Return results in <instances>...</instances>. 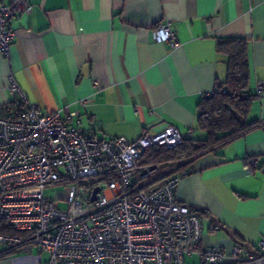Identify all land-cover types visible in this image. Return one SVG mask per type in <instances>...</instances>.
Listing matches in <instances>:
<instances>
[{"label": "crops", "instance_id": "0c3cea01", "mask_svg": "<svg viewBox=\"0 0 264 264\" xmlns=\"http://www.w3.org/2000/svg\"><path fill=\"white\" fill-rule=\"evenodd\" d=\"M23 1L31 10L10 19L14 38L8 55L0 54V109L15 100L13 80L42 112L73 114L68 124L97 139L132 142L167 126L182 139L203 138L198 106L227 76L216 42L246 40L256 97L248 119L262 125L173 176L176 200L205 213L203 246L228 253L239 241L256 256L264 240V96L254 90L264 80V0ZM165 25L174 46L152 39ZM250 159L256 165L247 170ZM213 223L218 229L209 228ZM36 250L17 251L0 264H45L47 255ZM197 260L204 264L197 255L185 264Z\"/></svg>", "mask_w": 264, "mask_h": 264}, {"label": "built area", "instance_id": "2783aa9c", "mask_svg": "<svg viewBox=\"0 0 264 264\" xmlns=\"http://www.w3.org/2000/svg\"><path fill=\"white\" fill-rule=\"evenodd\" d=\"M30 10L23 0H0L3 56L14 38L10 19ZM152 39L175 45L169 25L158 26ZM254 90L264 96V80ZM9 93L15 100L0 109V221L20 236L0 234V246L37 249L45 264H185L191 255L204 264H264V240L256 256L238 244L228 253L203 246L199 209L175 198L179 178L142 164L146 149L182 142L176 128L143 132L132 142L97 139L68 124L73 114L42 112L13 80ZM255 165L250 159L247 170ZM57 186L65 187L64 197L47 192Z\"/></svg>", "mask_w": 264, "mask_h": 264}, {"label": "trees", "instance_id": "16d2710c", "mask_svg": "<svg viewBox=\"0 0 264 264\" xmlns=\"http://www.w3.org/2000/svg\"><path fill=\"white\" fill-rule=\"evenodd\" d=\"M216 50L227 58V76L224 82L216 84L212 94L203 99L198 106L196 129L203 132L204 137L182 139V142L172 149L159 146L150 147L142 155L143 165H160L164 170L165 165L176 164L175 169L166 175L173 176L175 173L185 171V168L196 157L240 139L262 125L260 122L248 119L251 104L256 97L249 91L246 40H218ZM198 211L199 218L205 214L200 209ZM0 234L20 236L1 221ZM235 243L248 249L239 241ZM16 252L15 248L6 247L0 251V258L16 254ZM229 263L242 264L232 261Z\"/></svg>", "mask_w": 264, "mask_h": 264}, {"label": "rangeland", "instance_id": "374dc122", "mask_svg": "<svg viewBox=\"0 0 264 264\" xmlns=\"http://www.w3.org/2000/svg\"><path fill=\"white\" fill-rule=\"evenodd\" d=\"M165 166L166 167L163 170V172H170L171 170L175 169L176 164H172V165L168 164V165H165ZM64 190H65V187H63V186H57V187H54L53 189H50L47 192H49V193H55V195H56V193H60V194L56 195L55 197H64L65 196ZM59 206H60V208H65V204L64 203H61L60 202L59 203ZM36 251H38V250H36ZM197 262L199 264H201V262L199 260H197Z\"/></svg>", "mask_w": 264, "mask_h": 264}, {"label": "water", "instance_id": "95a60500", "mask_svg": "<svg viewBox=\"0 0 264 264\" xmlns=\"http://www.w3.org/2000/svg\"><path fill=\"white\" fill-rule=\"evenodd\" d=\"M97 192V189H94L93 194H95ZM94 198V196L92 197V199Z\"/></svg>", "mask_w": 264, "mask_h": 264}]
</instances>
